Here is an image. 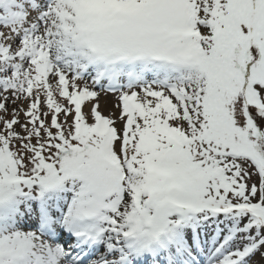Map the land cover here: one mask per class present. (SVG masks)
Instances as JSON below:
<instances>
[{
  "label": "snow or ice",
  "instance_id": "snow-or-ice-1",
  "mask_svg": "<svg viewBox=\"0 0 264 264\" xmlns=\"http://www.w3.org/2000/svg\"><path fill=\"white\" fill-rule=\"evenodd\" d=\"M0 264H264V0H0Z\"/></svg>",
  "mask_w": 264,
  "mask_h": 264
},
{
  "label": "rangeland",
  "instance_id": "rangeland-1",
  "mask_svg": "<svg viewBox=\"0 0 264 264\" xmlns=\"http://www.w3.org/2000/svg\"><path fill=\"white\" fill-rule=\"evenodd\" d=\"M98 102H99V110L101 111L102 114L104 115H108L109 113L118 114V109L114 107V105L116 104V98L113 94L111 93L105 94L101 92V94L98 97ZM11 107H13V105L9 104L10 109ZM88 107H90V105H87L85 111H87ZM21 119H22V114H21ZM120 126L121 124L118 121L117 127L119 128Z\"/></svg>",
  "mask_w": 264,
  "mask_h": 264
}]
</instances>
